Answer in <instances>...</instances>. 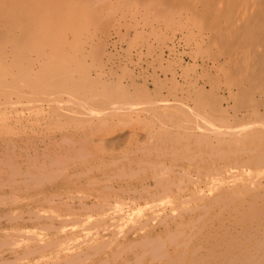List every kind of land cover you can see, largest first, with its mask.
Masks as SVG:
<instances>
[{
  "label": "rangeland",
  "instance_id": "374dc122",
  "mask_svg": "<svg viewBox=\"0 0 264 264\" xmlns=\"http://www.w3.org/2000/svg\"><path fill=\"white\" fill-rule=\"evenodd\" d=\"M6 4L0 264H264V0Z\"/></svg>",
  "mask_w": 264,
  "mask_h": 264
},
{
  "label": "bare ground",
  "instance_id": "6f19581e",
  "mask_svg": "<svg viewBox=\"0 0 264 264\" xmlns=\"http://www.w3.org/2000/svg\"><path fill=\"white\" fill-rule=\"evenodd\" d=\"M26 1L28 2V0H26ZM6 2H7V4H6L4 7H5V9L9 10L10 7L12 6V4H11V6H10V2H11V0H6ZM52 2H53V1H52ZM32 3H34V2H32ZM53 3H54V2H53ZM218 3H219V2H218ZM15 5H16V4H15ZM17 5H18V4H17ZM214 7H215V6H214ZM13 8H15V7H13ZM17 8H18V7H17ZM17 8H16V9H17ZM215 8H216V7H215ZM18 9H19V8H18ZM241 9H242V8H241ZM10 10H12V9H10ZM23 10H24V9H23ZM26 10H27V9H26ZM62 11H63V10H62ZM25 13H26V12H25ZM29 13H30V12H29ZM29 13H28V15H29ZM34 13H35V11H34ZM62 13H64V12H62ZM242 14H243V13H242ZM240 15H241V14H240ZM32 16H33V14H32ZM11 44H13V43H11ZM2 50H3V49H2ZM18 73H19V72H18ZM60 156H61V155H60ZM57 160H58V159H57ZM59 160H60V159H59ZM63 160H64V159H63ZM64 161H65V160H64ZM52 162H53V161H52ZM57 163H58V162H57ZM63 163H64V162H63ZM63 163H62V164H63ZM62 164H60V166H61ZM49 165H51V164H49ZM51 168H52V167H51ZM51 168H50V169H51ZM55 169H56V168H55ZM55 169H54V170L51 169V170H49V172H50V173H51L52 171H53V172H54V171L56 172L57 169H56V170H55ZM59 170L61 171L62 169L59 168ZM59 170H58V171H59ZM65 170H66V169H65ZM47 171H48V170H47ZM47 171H46V173H47L46 175L49 174V172H47ZM60 171H59V172H60ZM62 171H63V170H62ZM53 172L51 173V175L54 177V174H56V173H53ZM44 173H45V172H44ZM44 173H43V174H44ZM63 173H64V172H63ZM63 173H61V174H63ZM51 175H50V178H51ZM57 175H58V174H57ZM37 177H38V176H37ZM47 178H48V177H47ZM27 181H28V180H27ZM35 182H36V181H35ZM86 209H87V208H86ZM168 235H169V234H168ZM161 238H162V236H161ZM150 239H151V238H150ZM227 239H229V238H227ZM155 240H156V239H155ZM169 240H170V238H169ZM223 241H224V240H223ZM224 242H225V241H224ZM59 243H60V242H59ZM95 243H96V242H95ZM99 243H101V241H100ZM102 243H103V242H102ZM113 243H114V242H113ZM165 243H166V242H165ZM157 244H158V243H157ZM222 244H224V243H222ZM99 245L103 246L102 244H99ZM99 245L97 244L98 247H99ZM104 246H105V245H104ZM106 246H107V245H106ZM139 246H140V245H139ZM142 246H144V245H142ZM148 246L150 247L151 245H148ZM164 246H166V244H165ZM140 247H141V246H140ZM101 248H102V247H101ZM145 248H146V247H145ZM145 248H144V249H145ZM230 248H232V247H228V249H230ZM142 249H143V248H142ZM148 249H149V248H148ZM225 249H226V248H225ZM140 250H141V249H140ZM145 250H146V249H145ZM149 250H151V249H149ZM163 250L165 251V249H163ZM158 251H159V250H158ZM225 251H226V250H225ZM225 251H224V252H225ZM228 251H231V250H228ZM228 251H227V252H228ZM227 252H226V253H227ZM117 253H118V252H117ZM184 254H185V253H184ZM224 254H225V253H224ZM228 254H229V253H228ZM181 256H182V258L185 257V256L183 255V253H181ZM85 257H87V256H85ZM115 257H116V255H115ZM178 257H180V253H179ZM212 257H213V256H212ZM225 257H226V255H225ZM171 259H172V258H171ZM198 259H199V258H198ZM174 260H175V259H173L172 261H173L174 263L176 262V263L178 264V262L180 263L181 258H179V261H178V259H177L178 262H177V261H174ZM199 260H200V259H199ZM172 261H170V262H172ZM183 261H184V259L182 260L181 263H184ZM173 262H172V264H173ZM193 262H194V261H193ZM234 262H235V261H234ZM176 263H175V264H176ZM235 263H236V262H235ZM184 264H185V263H184ZM194 264H195V263H194ZM226 264H227V263H226Z\"/></svg>",
  "mask_w": 264,
  "mask_h": 264
}]
</instances>
